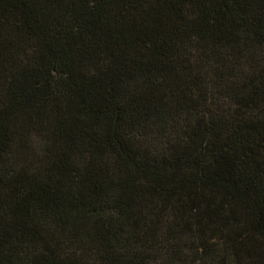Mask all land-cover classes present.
Wrapping results in <instances>:
<instances>
[{
    "label": "trees",
    "instance_id": "trees-1",
    "mask_svg": "<svg viewBox=\"0 0 264 264\" xmlns=\"http://www.w3.org/2000/svg\"><path fill=\"white\" fill-rule=\"evenodd\" d=\"M0 264H264V0H0Z\"/></svg>",
    "mask_w": 264,
    "mask_h": 264
}]
</instances>
